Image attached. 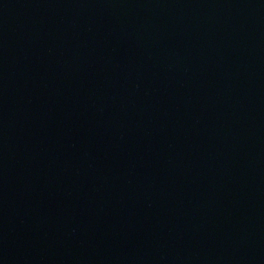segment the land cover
I'll return each instance as SVG.
<instances>
[{"label": "water", "instance_id": "95a60500", "mask_svg": "<svg viewBox=\"0 0 264 264\" xmlns=\"http://www.w3.org/2000/svg\"><path fill=\"white\" fill-rule=\"evenodd\" d=\"M0 264H264V0H0Z\"/></svg>", "mask_w": 264, "mask_h": 264}]
</instances>
